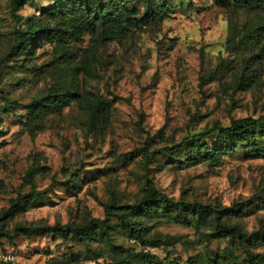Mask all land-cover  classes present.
I'll return each mask as SVG.
<instances>
[{"label":"rangeland","instance_id":"obj_1","mask_svg":"<svg viewBox=\"0 0 264 264\" xmlns=\"http://www.w3.org/2000/svg\"><path fill=\"white\" fill-rule=\"evenodd\" d=\"M53 2L29 0L16 22L10 0H0V59L13 45V30L29 18L44 22L41 10ZM133 2L153 21L71 41L74 69L42 38L31 55L0 64V106L20 104L0 108V256L9 253L14 264H153L151 255L157 264H248L228 235H206L216 228L212 218L195 228L152 214L131 216L135 231L116 229L110 243L58 230L102 219L108 206L138 204L148 187L174 201L218 209L235 203L221 222L248 234L264 231V158L249 157L243 145L218 165L202 159L178 165L165 153L146 160L139 152L170 146L215 121L264 114V5ZM50 88L80 98L47 115L31 137L23 127L25 106ZM94 100L104 103L105 114L93 127L88 108ZM32 187L46 195L3 218L10 200ZM110 222L116 225L115 215ZM248 246L264 258V242Z\"/></svg>","mask_w":264,"mask_h":264},{"label":"trees","instance_id":"obj_2","mask_svg":"<svg viewBox=\"0 0 264 264\" xmlns=\"http://www.w3.org/2000/svg\"><path fill=\"white\" fill-rule=\"evenodd\" d=\"M29 0H10V10L16 22H21L22 17L17 13ZM160 6H163V0ZM237 4L250 6L252 4L264 5V0H233ZM41 15L45 21L29 18L23 27H16L12 32L13 45L8 54L0 59V64L7 60L16 59L33 53L35 45L42 38L52 42L63 58L61 61L69 66L71 52L69 43L79 40L84 34L98 33L101 37H109L113 33H124L129 28H136L153 21V14L148 11L143 15L138 10L133 0H54L47 7L42 8ZM152 15V16H151ZM74 69L73 67H70ZM77 92L66 90L60 92L50 88L47 92L33 98L25 106L27 114L23 127L31 137L40 129L38 123L47 115L58 113L69 106L73 100L79 99ZM20 104L5 100L0 106L3 110H10ZM89 123L96 126L101 116L105 114V105L100 100H94L89 105ZM208 141H211L209 144ZM243 145L248 150L251 158H264V114L257 116L248 115L233 119L227 125L215 121L209 127L184 136L180 141L173 142L170 146H163L157 150L149 151L148 146L139 150L143 159L155 157L165 153L171 163L178 165L188 164L198 159L206 160L209 164L218 165L223 157ZM177 153H181V159ZM66 187H68L65 184ZM143 200L132 206H108L104 218H93L81 227L68 224L59 226L58 230L65 234L71 233L80 241H104L110 243L114 230L119 229L131 234L135 231L130 217L152 214L184 223L197 228L201 221L212 218L216 224L213 232L206 235L211 238L228 235L229 242L238 246L245 254L248 264H264L260 254H253L248 245L264 242V231L246 233L236 223L221 222L224 211L232 212L237 205L233 203L227 208L218 209L211 204L188 203L174 201L166 195L148 187ZM41 195H46V190L32 189L24 194L12 198L9 205L3 210V218H11L33 207ZM115 215L116 225L111 224L110 218ZM28 233H37L41 229L25 230ZM146 257V256H145ZM150 263L157 264L158 258Z\"/></svg>","mask_w":264,"mask_h":264},{"label":"built area","instance_id":"obj_3","mask_svg":"<svg viewBox=\"0 0 264 264\" xmlns=\"http://www.w3.org/2000/svg\"><path fill=\"white\" fill-rule=\"evenodd\" d=\"M0 264H14V258L9 253H6L0 256Z\"/></svg>","mask_w":264,"mask_h":264}]
</instances>
